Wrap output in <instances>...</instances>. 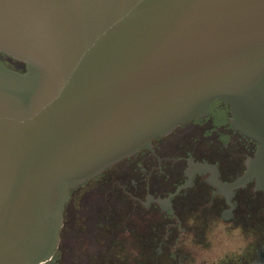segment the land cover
I'll return each instance as SVG.
<instances>
[{"label": "water", "instance_id": "95a60500", "mask_svg": "<svg viewBox=\"0 0 264 264\" xmlns=\"http://www.w3.org/2000/svg\"><path fill=\"white\" fill-rule=\"evenodd\" d=\"M0 264H50L70 189L230 107L264 189V0H0Z\"/></svg>", "mask_w": 264, "mask_h": 264}, {"label": "flooded vegetation", "instance_id": "af4514ba", "mask_svg": "<svg viewBox=\"0 0 264 264\" xmlns=\"http://www.w3.org/2000/svg\"><path fill=\"white\" fill-rule=\"evenodd\" d=\"M208 108L71 188L50 264H264L257 142Z\"/></svg>", "mask_w": 264, "mask_h": 264}, {"label": "rangeland", "instance_id": "374dc122", "mask_svg": "<svg viewBox=\"0 0 264 264\" xmlns=\"http://www.w3.org/2000/svg\"><path fill=\"white\" fill-rule=\"evenodd\" d=\"M0 59L3 63L13 69L20 70L22 67H24V63L21 60L13 58L5 53H0Z\"/></svg>", "mask_w": 264, "mask_h": 264}]
</instances>
